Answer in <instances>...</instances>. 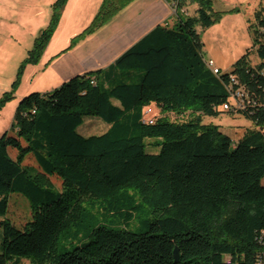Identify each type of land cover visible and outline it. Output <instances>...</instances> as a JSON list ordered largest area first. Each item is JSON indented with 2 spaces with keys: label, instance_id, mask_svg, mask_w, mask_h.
I'll list each match as a JSON object with an SVG mask.
<instances>
[{
  "label": "trees",
  "instance_id": "16d2710c",
  "mask_svg": "<svg viewBox=\"0 0 264 264\" xmlns=\"http://www.w3.org/2000/svg\"><path fill=\"white\" fill-rule=\"evenodd\" d=\"M133 1L103 0L79 39ZM67 2L52 6L51 23L1 98L0 112L16 98L27 65L39 64ZM187 4L198 5L194 15L178 14L173 26H157L106 70L20 100L0 138V264H257L264 231V110L226 111L254 124L237 143L203 117L224 112L230 86L263 99L264 14L250 26L252 51L218 77L206 66L201 34L240 10L215 12L213 0H179L180 7ZM152 104L162 116L147 122L145 108ZM189 112L182 121L168 116ZM88 117L108 129L83 136L78 128ZM147 145L160 151L149 154ZM15 194L30 210L24 203L19 211L10 208ZM22 213L28 217L19 223Z\"/></svg>",
  "mask_w": 264,
  "mask_h": 264
},
{
  "label": "rangeland",
  "instance_id": "374dc122",
  "mask_svg": "<svg viewBox=\"0 0 264 264\" xmlns=\"http://www.w3.org/2000/svg\"><path fill=\"white\" fill-rule=\"evenodd\" d=\"M25 0H0V100L3 98L5 92H11L13 84L17 80V76L19 73V70L22 66V62L27 58L28 52L30 50L34 49L35 41L38 39V42L41 40V33L42 31L46 30L48 26L51 23L52 18V6L57 3L58 0H53L51 3L52 5H49L46 3L45 5H42L41 8H37L35 10V13L33 9L29 8L30 13L27 17L26 11L27 6L24 5ZM136 1V0H134ZM133 1V2H134ZM233 4V5H231ZM26 6V7H25ZM101 7V6H100ZM196 7H198L197 4H193V6H189L187 9L189 11L190 16L195 14ZM126 8V7H125ZM124 8V9H125ZM229 8H238L242 10L244 15L247 18L252 19V24H255V15L257 13H263L264 14V0H213V10L215 12H220L223 10H228ZM117 13L111 21L105 24H101L100 27H97L92 34L85 36L83 39H79L78 35L67 37V39H63L62 36H51V38L46 42L45 50L42 53L41 60L43 59L45 53V58H49V54H53L54 52H57L55 50L59 49L61 45L65 44V48L63 51H59V55H56V57H50L47 62L50 60L58 59L62 55L67 56L68 61H66V64H64V59L62 62L57 65L56 67H53V71L59 72L60 68H63L65 66H68V69H74L73 67H78L80 70H83V68L88 70L82 71L81 74H86L89 72H97L99 70H106L110 65L114 64L115 60L112 61L110 65H108L106 68L97 67L99 65L98 60L100 58L106 59L108 56L106 53L111 51L112 42H109V44L102 45L101 40L99 39L100 34L104 33L106 35H113L120 29V25L116 24L115 21H117L115 18L121 13ZM98 14V13H97ZM97 14L93 19L90 21L89 25L86 29L91 27L93 24V21L95 20ZM42 15V16H41ZM177 16H173V18ZM183 18H187L189 16L182 15ZM173 18L170 19L169 23H172ZM30 19L31 21H27ZM114 21V23H111ZM160 27H163L161 25ZM85 29V30H86ZM56 32V31H55ZM83 34V33H82ZM94 39H87V37L94 35ZM118 34L114 35V39L118 38ZM146 36V35H145ZM143 38V37H142ZM95 40V41H93ZM93 42H96L97 45L95 46ZM135 44V43H134ZM134 44L130 45L128 48H126L124 51L121 52L120 55H122L124 52H126L129 48H131ZM100 50L93 49L94 47H99ZM78 50V51H76ZM72 53V54H71ZM111 58V57H110ZM81 59L83 60L84 66L77 65L80 64ZM74 60V61H72ZM251 62L252 65H255V62L257 63L258 57L255 54L252 58ZM82 64V65H83ZM97 64V65H95ZM38 65V64H37ZM37 65H27L28 66H37ZM26 69V68H25ZM33 70L23 71L22 77H21V83L17 87V92L15 98L18 102L15 107V111L20 103V96L24 93H34V92H40V93H47L50 92L58 87L54 86V77H51L50 81H46L47 76L44 75V72H38L37 68H32ZM68 70V71H69ZM51 72V69L49 70ZM67 72V71H66ZM25 73V74H24ZM71 73V72H69ZM49 73L48 75H50ZM15 99L13 101H15ZM13 101L8 102L5 107L0 112V138L1 136L8 130H10L11 125L13 123L14 115L10 117V113L12 112L11 105ZM15 114V113H14ZM145 120L147 122L155 121L156 119L160 118L162 116L160 110L157 108L155 104L150 105L149 107L145 108ZM193 115L192 113H186L185 115L181 117H177L175 115H168L169 118L172 121H182L183 118L191 117ZM221 121L222 124H230V125H238L242 124L246 127H252V121L246 118L242 114H234L231 115L224 111L221 113L218 117H205L204 118V124H209L211 121ZM108 128V124L101 120L98 117H88L84 119V122L81 126H79L78 131L83 136H92V135H101L103 134ZM149 144L152 142H148ZM160 151L159 148L154 146L147 145L146 152L149 154H156ZM53 182L55 183L56 187L60 189L61 183L53 179ZM262 185H264V178L261 181ZM26 204L30 210L29 202L20 195H12L10 197V208L14 211H19L22 208V205ZM10 211V209H9ZM28 214L22 213V215H16L17 220L19 223H22L25 221ZM9 220L15 224V218L13 214L9 213ZM138 226V225H137ZM136 225L132 226V230H136ZM3 230L0 228V247L3 242ZM21 264H30L27 260H22Z\"/></svg>",
  "mask_w": 264,
  "mask_h": 264
},
{
  "label": "crops",
  "instance_id": "0c3cea01",
  "mask_svg": "<svg viewBox=\"0 0 264 264\" xmlns=\"http://www.w3.org/2000/svg\"><path fill=\"white\" fill-rule=\"evenodd\" d=\"M52 2L53 0H25L23 3L27 6V17L30 13L29 8L33 9L35 13L37 8H41L42 5H45L46 3L52 5ZM102 2L103 0H68L62 12V16L54 37L62 36L63 39H67V37H72L75 35L79 36L84 33L90 21L98 13ZM189 6H193V4H187L185 8L188 9ZM197 9L198 7H196V11ZM233 9L229 8L228 10H223L220 12H229ZM174 15L175 14H173L171 11L169 3L166 0H136L132 2L115 18L117 20L115 23L120 25L118 32L113 35H106L104 33L100 34L99 39L102 41V45L109 44V42L112 41L113 42L111 43V51L106 53L108 55L106 59L100 58L98 60V62H100L98 63L99 65H95H97V67L106 68L112 63L114 59H116L117 56L119 57V54H121L122 51H124L130 45L139 42L142 37H145V35H147L157 26H173L178 20L176 17L173 18ZM171 18H173V22L169 23ZM27 21L29 22L31 20L28 19ZM251 22L252 19L247 18L242 10H240L239 13L224 15L219 23L215 24L210 29L201 34L203 43L202 53L204 60H213L216 68L220 69L224 73L230 72L237 61H239L248 51H252L253 38L250 29V26L252 25ZM111 23H114V21L110 22V24ZM116 34L119 36L118 38L114 39V35ZM95 35L96 34L91 35L87 37V39H94ZM93 44L95 46L100 45L96 42H93ZM65 47V44L61 45L59 49L55 50L57 52L49 54V58L59 55L58 53L63 51ZM93 49L100 50V46L94 47ZM45 55L37 66L26 67L25 73L27 71L33 70L32 68H37L38 72H44V75L47 76L46 81L51 80L50 76L54 77L55 87H60L63 83L69 81L71 78L77 75H84L81 74V72L89 69L83 68V70H80L78 67H73L74 69L69 70L68 66H65L60 68L59 72L54 73L53 67L59 65L63 59L64 64H66L69 53L62 55L60 58L58 57V59H54L53 61L50 60L49 62H47L49 58H45ZM254 55L255 53H252L251 62H253L252 58ZM83 60L84 59L79 60L80 64L77 63V65L84 66ZM257 63L255 62V64ZM50 69L51 72L49 71ZM49 73L51 74L48 75ZM28 93L22 94L20 96V100L24 96L28 95ZM17 102L18 101L15 99V101L10 103L11 107L9 108L12 110V112L9 114L10 117H12V115L15 113L14 111ZM189 114L191 113L189 112ZM204 118L205 117H203V123ZM209 124L219 126L220 130L236 143L244 137L248 129H254L253 123L252 127H246L242 124H222L221 121L215 122L213 120Z\"/></svg>",
  "mask_w": 264,
  "mask_h": 264
},
{
  "label": "built area",
  "instance_id": "2783aa9c",
  "mask_svg": "<svg viewBox=\"0 0 264 264\" xmlns=\"http://www.w3.org/2000/svg\"><path fill=\"white\" fill-rule=\"evenodd\" d=\"M171 11L176 16L178 14L184 16H190L189 11L179 6V0H172L168 2ZM207 67H216L213 60L206 61ZM217 70H220L217 68ZM220 72H222L220 70ZM232 83L234 85H239V80L235 77H232ZM229 94V102L223 106L224 111H230L232 113H238L239 111L248 112L250 115H253L258 109L264 110V90H263V99H258L256 94H253L247 90H244L241 87H238L234 90L233 86L227 87ZM259 243L263 246V251L258 254L257 264H264V231L259 235Z\"/></svg>",
  "mask_w": 264,
  "mask_h": 264
},
{
  "label": "bare ground",
  "instance_id": "6f19581e",
  "mask_svg": "<svg viewBox=\"0 0 264 264\" xmlns=\"http://www.w3.org/2000/svg\"><path fill=\"white\" fill-rule=\"evenodd\" d=\"M211 69V71L216 75V76H220L221 75V72L220 70H217L216 67H209Z\"/></svg>",
  "mask_w": 264,
  "mask_h": 264
},
{
  "label": "water",
  "instance_id": "95a60500",
  "mask_svg": "<svg viewBox=\"0 0 264 264\" xmlns=\"http://www.w3.org/2000/svg\"><path fill=\"white\" fill-rule=\"evenodd\" d=\"M174 257H175V261L179 262V250H178V248H176L174 251Z\"/></svg>",
  "mask_w": 264,
  "mask_h": 264
}]
</instances>
